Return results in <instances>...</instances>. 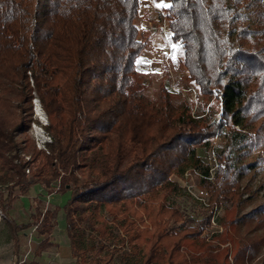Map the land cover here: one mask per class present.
Segmentation results:
<instances>
[{"label": "trees", "instance_id": "trees-1", "mask_svg": "<svg viewBox=\"0 0 264 264\" xmlns=\"http://www.w3.org/2000/svg\"><path fill=\"white\" fill-rule=\"evenodd\" d=\"M164 1L190 81L203 96L220 90V120L202 126L133 91L146 47L136 24L142 0H0V210L7 216L37 184L70 191L64 213L76 264H111L123 247L124 264H253L264 249V202L243 213L250 166H237L232 152L264 151V0ZM33 92L49 121L44 149L18 140L32 122ZM223 126L228 144L210 180L197 152ZM188 168L201 170L210 194L195 226L170 202L182 192L170 177ZM215 206L224 207L223 231L209 238ZM9 223L16 245L31 227L51 237L48 226Z\"/></svg>", "mask_w": 264, "mask_h": 264}, {"label": "rangeland", "instance_id": "rangeland-1", "mask_svg": "<svg viewBox=\"0 0 264 264\" xmlns=\"http://www.w3.org/2000/svg\"><path fill=\"white\" fill-rule=\"evenodd\" d=\"M164 4L170 5L164 0H142L141 12L136 24L140 33L139 40L144 42L146 47L136 61L137 74L134 77L133 91L156 108L167 107L175 115L190 114L198 119L202 126L220 120L223 111L220 90L216 88L212 96H203L199 88L190 81L189 72L184 66V50L182 45L175 43L171 37L167 19L169 7H164ZM248 22H254L252 16ZM29 75L31 77V72ZM30 83L34 88L33 78H30ZM33 94L35 99L32 122L28 132L19 135L18 140L21 142V148L35 143L38 149H44L45 143L51 140L45 129L49 121L40 99L35 92ZM38 106L41 107L44 115L39 114ZM229 130L227 126H223L208 147L198 148L197 153L203 164L211 168L214 176L219 163L217 151L226 148ZM232 157L237 166L241 164L250 166L241 177L242 187L249 188L251 189L249 192H253L243 211L247 213L264 202V151L238 146L232 152ZM212 176L210 180H213L214 176ZM201 178L199 168H188L183 174L174 173L170 177L182 188V192L173 195L170 202L183 212L186 224L189 226H195L209 213L207 208L210 205V194L207 188L200 184ZM2 188L6 187L3 185ZM249 192H245V198L250 195ZM70 197V191L60 192L57 186L49 190L37 184L31 188L28 196H22L17 200L15 210L9 211L7 216L0 210V264L23 262L24 264H76V260L71 258L64 213ZM56 208H59L56 218L50 219L47 223H42V217L37 221L39 212H42L43 216L47 211L53 212ZM223 212V206L218 208L215 206L211 225L205 232H209V238L223 231V227L219 224ZM19 219L23 222H32L33 226L38 224L42 230L48 226L52 238L43 241L45 236L34 232L31 227L25 230L27 237L16 245L9 220ZM178 226L179 224L176 223L171 224L174 229ZM120 250L126 251V247L117 250L111 264H124ZM98 251V248L90 251L87 257L93 259L94 256H98ZM104 253L105 251L99 255L102 256ZM253 264H264V249L260 251Z\"/></svg>", "mask_w": 264, "mask_h": 264}, {"label": "bare ground", "instance_id": "bare-ground-1", "mask_svg": "<svg viewBox=\"0 0 264 264\" xmlns=\"http://www.w3.org/2000/svg\"><path fill=\"white\" fill-rule=\"evenodd\" d=\"M37 103H38V102H37ZM38 107H39V108H38V112H39V114H40V115H44V113H43L41 107H40V106H38Z\"/></svg>", "mask_w": 264, "mask_h": 264}, {"label": "snow or ice", "instance_id": "snow-or-ice-1", "mask_svg": "<svg viewBox=\"0 0 264 264\" xmlns=\"http://www.w3.org/2000/svg\"><path fill=\"white\" fill-rule=\"evenodd\" d=\"M158 6H160V5H158ZM163 6H164V7H170V5H167V4H164Z\"/></svg>", "mask_w": 264, "mask_h": 264}, {"label": "built area", "instance_id": "built-area-1", "mask_svg": "<svg viewBox=\"0 0 264 264\" xmlns=\"http://www.w3.org/2000/svg\"><path fill=\"white\" fill-rule=\"evenodd\" d=\"M212 175L214 176V174H213V172H212V170H211V176H212ZM213 176H212V177H213Z\"/></svg>", "mask_w": 264, "mask_h": 264}]
</instances>
